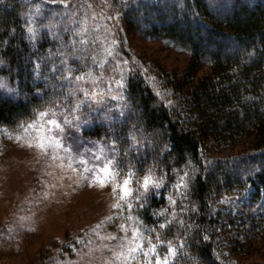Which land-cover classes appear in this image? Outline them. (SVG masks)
I'll return each instance as SVG.
<instances>
[{"label": "trees", "instance_id": "obj_1", "mask_svg": "<svg viewBox=\"0 0 264 264\" xmlns=\"http://www.w3.org/2000/svg\"><path fill=\"white\" fill-rule=\"evenodd\" d=\"M93 1L98 11L89 0H0V79L14 84L12 95L0 89V138L45 107L73 105L76 76L112 81L120 71L121 108L81 135L109 142L121 175L164 177V199L150 193L138 214L153 237L172 242L169 264H264V213L251 222L254 261L223 242L231 213L218 219L247 186L255 197L264 191V0ZM87 7L112 19L111 55L101 51L106 27H90ZM130 33L188 53L182 74L133 55ZM185 172L187 187L177 190ZM169 197L176 211L161 228L153 215Z\"/></svg>", "mask_w": 264, "mask_h": 264}, {"label": "rangeland", "instance_id": "obj_2", "mask_svg": "<svg viewBox=\"0 0 264 264\" xmlns=\"http://www.w3.org/2000/svg\"><path fill=\"white\" fill-rule=\"evenodd\" d=\"M89 5L98 11L95 1L89 0ZM88 11L90 27H106L101 51L111 52L113 43L106 38L112 19L101 16L100 12ZM126 38V48L133 55L157 63L167 73L182 74L188 62L185 51L136 33ZM120 78V71L115 72L112 81H103L99 76L83 77L75 83L73 105L66 108L50 105L42 110L53 108L60 120L67 116L69 123L60 133V143L49 137L50 142L42 149L35 143L38 133L32 129L25 132L23 128L0 138V264H123V260L117 261L115 257L121 246L128 243L120 225L128 229L129 237L131 226L136 224L141 231L153 229L138 214L144 198L130 200L131 209L123 201L122 207H113L117 196L113 194L112 184L101 186L94 179L99 171L94 156L113 158L112 145L81 135L94 123L110 120V115L121 108L122 88L117 85ZM0 83L6 85L0 88L4 95H12L14 84L6 79H0ZM79 103L86 104L82 110L78 108ZM98 109L103 115L97 119L94 115ZM37 119L38 115L32 121ZM145 174L136 177L142 179ZM132 187L135 189V181ZM163 190L150 188L144 197L156 191L159 202L164 199ZM254 193V187L249 185L239 195L230 197L227 207L218 210L219 223L223 224L225 214L229 213L233 221L230 236L224 237L226 248L235 247L239 259L246 261L259 260L261 255L259 243L252 244L257 238L251 232V222L264 213V191L258 197ZM164 201L152 219L160 224L176 211L169 198ZM129 216L139 219L130 221ZM144 259L140 254L139 260ZM128 264H137V261Z\"/></svg>", "mask_w": 264, "mask_h": 264}, {"label": "snow or ice", "instance_id": "obj_3", "mask_svg": "<svg viewBox=\"0 0 264 264\" xmlns=\"http://www.w3.org/2000/svg\"><path fill=\"white\" fill-rule=\"evenodd\" d=\"M111 55V52H108ZM68 75L71 76V69H68ZM75 79H83L82 76H76ZM117 85L120 88L124 87L123 78L117 81ZM6 87L3 83H0V88ZM123 99V96L120 97ZM38 119L36 121L28 122L26 125H21L23 130L27 132L29 129L38 133L35 143L40 148H45L46 143L51 140L60 143V133L64 131V125L69 123L67 116L60 120L57 118V112L53 108L46 109L43 112H39ZM29 146H32L30 143ZM94 160L98 163L95 165L99 171L95 174L94 179L98 180L101 186L106 184H112L113 194L117 196V203L113 207H122L121 201L127 204L128 209L132 208L130 200H141L144 198L150 188H159L164 179L163 176L155 177L151 170H149L143 178L136 177L135 172L129 169L123 176L120 175V169L118 163L114 158L94 156ZM87 163V161H82ZM188 173L185 172L183 176L177 174V183L174 187L179 190L181 187H187L188 181L185 179ZM135 181V189L132 187ZM143 189V192L141 191ZM136 193L134 196L133 193ZM170 203H175L174 200L169 197ZM142 206V205H141ZM162 214V213H161ZM108 219H111L109 217ZM130 221H138V217L129 216ZM167 223V221H166ZM121 229L125 231L124 237L127 240L126 245L121 246V251L115 254L116 260H123V264H128L129 261H137V264H169V258L175 256L176 249L173 247L171 241H164L160 239V234L157 233L155 237L151 235L152 230L145 229L141 231L138 224L131 226V237L127 235L128 229L124 225H120ZM161 228L165 227L164 224L160 225ZM114 238V237H113ZM158 245H167V252L162 254L158 251ZM183 247V244H181ZM143 254L144 260L140 261L139 256ZM154 258V259H153Z\"/></svg>", "mask_w": 264, "mask_h": 264}]
</instances>
